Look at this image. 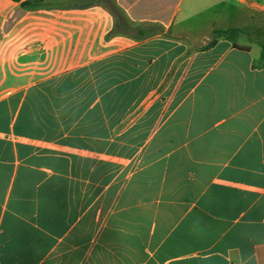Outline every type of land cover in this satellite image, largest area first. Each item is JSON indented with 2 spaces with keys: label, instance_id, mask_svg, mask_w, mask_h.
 <instances>
[{
  "label": "crops",
  "instance_id": "1",
  "mask_svg": "<svg viewBox=\"0 0 264 264\" xmlns=\"http://www.w3.org/2000/svg\"><path fill=\"white\" fill-rule=\"evenodd\" d=\"M112 1L0 0V264H264V0Z\"/></svg>",
  "mask_w": 264,
  "mask_h": 264
},
{
  "label": "trees",
  "instance_id": "2",
  "mask_svg": "<svg viewBox=\"0 0 264 264\" xmlns=\"http://www.w3.org/2000/svg\"><path fill=\"white\" fill-rule=\"evenodd\" d=\"M104 1L105 3H107L110 7V9L113 11V12H116L118 11L119 9L117 8V6L115 5V3L112 1V0H102ZM234 32H237V31H229V32H217L215 33V35L217 36H225L227 34H232ZM263 51H264V45H263Z\"/></svg>",
  "mask_w": 264,
  "mask_h": 264
}]
</instances>
